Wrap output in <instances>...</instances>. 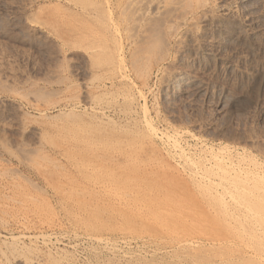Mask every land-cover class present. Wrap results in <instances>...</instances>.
I'll use <instances>...</instances> for the list:
<instances>
[{"label":"rangeland","instance_id":"obj_1","mask_svg":"<svg viewBox=\"0 0 264 264\" xmlns=\"http://www.w3.org/2000/svg\"><path fill=\"white\" fill-rule=\"evenodd\" d=\"M132 1L0 0V264H264V0Z\"/></svg>","mask_w":264,"mask_h":264},{"label":"bare ground","instance_id":"obj_2","mask_svg":"<svg viewBox=\"0 0 264 264\" xmlns=\"http://www.w3.org/2000/svg\"><path fill=\"white\" fill-rule=\"evenodd\" d=\"M137 1V0H136ZM136 1H132V3L131 4H133L134 2H136ZM202 1V0H201ZM206 1V0H205ZM141 2V1H140ZM195 2V1H194ZM160 3V2H159ZM163 3V2H162ZM192 3V2H191ZM200 3V2H199ZM131 4H130V6H131ZM135 5V3L133 4V6ZM161 5V4H160ZM160 5H158V6H160ZM189 5V4H188ZM190 5H192V4H190ZM201 5V4H200ZM199 5V6H200ZM136 6V5H135ZM135 6H134V8H135ZM204 6V5H203ZM202 6V7H203ZM174 7V6H173ZM190 7V6H189ZM136 8H138V7H136ZM175 8V7H174ZM173 8V9H174ZM167 9H169V8H167ZM191 9V8H190ZM197 9H199L198 7H197ZM125 10H128V9H125ZM132 10H134V9H132ZM138 10V9H137ZM135 11V10H134ZM188 11V10H187ZM136 12V11H135ZM139 12V11H138ZM141 12V11H140ZM193 12H195V11H193ZM176 13V12H175ZM189 14V13H188ZM204 14V13H203ZM180 15V14H179ZM182 15V14H181ZM183 15H186L184 12H183ZM182 15V16H183ZM203 16H205V15H203ZM196 20V19H195ZM181 27V26H180ZM193 27V26H192ZM175 28V27H174ZM175 30V29H174ZM169 31H171V30H169ZM175 32V31H174ZM170 33V32H169ZM173 35V34H172ZM221 38V37H220ZM214 41V40H213ZM179 43V42H178ZM181 44V43H180ZM151 129V128H150ZM155 132V131H154ZM206 170V169H205ZM262 170V169H261ZM257 171V170H256ZM260 171V170H259ZM203 172H204V170H203ZM244 184V183H243ZM246 186H248V185H246ZM262 198H264V195H258V196H252V194H249L248 196H247V199L248 200H250V201H255V200H261ZM243 201V200H242ZM249 213V212H248ZM251 215H253V216H251ZM255 215V216H254ZM256 215H258V214H255L254 212H252L251 214H249L247 217H252V218H256Z\"/></svg>","mask_w":264,"mask_h":264}]
</instances>
